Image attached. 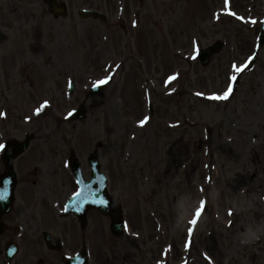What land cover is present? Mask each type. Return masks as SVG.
<instances>
[{"label":"rangeland","instance_id":"rangeland-1","mask_svg":"<svg viewBox=\"0 0 264 264\" xmlns=\"http://www.w3.org/2000/svg\"><path fill=\"white\" fill-rule=\"evenodd\" d=\"M47 1L0 0V137L16 123L41 127L19 160L14 194H56L62 222L64 200L76 191L68 155L89 178L87 159L97 152L126 220L114 238L107 218L92 217L102 230L98 264H264V48L227 99H212L251 53L230 37L231 51L207 66L194 58L219 40L208 38L216 3L61 0L67 16L55 19ZM87 7L106 13L105 25L81 20ZM106 77L103 93L85 100ZM84 101L85 119L68 121ZM202 200L207 209L190 236Z\"/></svg>","mask_w":264,"mask_h":264},{"label":"flooded vegetation","instance_id":"flooded-vegetation-1","mask_svg":"<svg viewBox=\"0 0 264 264\" xmlns=\"http://www.w3.org/2000/svg\"><path fill=\"white\" fill-rule=\"evenodd\" d=\"M207 2L212 5L216 3L213 5L214 12L223 16V21L228 20L224 3H228L229 7L241 8L245 15L255 16L258 20L257 33H259L261 21L264 19V0ZM2 97H5V92L0 89V100ZM27 133L22 137V129L19 126H6L4 129L0 137V144L4 145L0 149V176L7 169L5 157L11 152V144L15 140H22ZM29 133L32 137L26 151L12 162L17 182L21 181L19 160H22L34 146L33 141L38 135L32 131ZM29 158L33 159L31 156ZM32 170L34 172L31 176H34L38 169ZM55 203L56 194H12V202L7 209V200L0 198V264H65V260L76 257L81 248L86 247L89 233L93 234L95 248L98 247L96 238L100 240L101 223L95 224L92 221V217L97 213L90 212L86 224L71 213L66 217L59 216L62 222H56ZM98 218L101 220L102 216ZM93 253L94 255L91 252L93 264H98V249L93 250Z\"/></svg>","mask_w":264,"mask_h":264},{"label":"water","instance_id":"water-1","mask_svg":"<svg viewBox=\"0 0 264 264\" xmlns=\"http://www.w3.org/2000/svg\"><path fill=\"white\" fill-rule=\"evenodd\" d=\"M96 15L91 12H84V15ZM208 56V52H202L200 56ZM100 88H93L91 90V95H94L95 93H99ZM84 117V109L83 107H80L74 114H72V119H81ZM24 149V145H20V148L17 150L18 152H21ZM70 167L72 169V172L74 176L76 177V182L79 185V190H83L84 195L82 197L75 196L76 200H85L84 205L87 206V209H97L101 213L105 215H109L112 218V230L118 231L121 229V219H120V209L119 205H114L112 200L107 195L106 191V180L105 177L99 173V164L97 162V158L95 155L90 157V167L92 170V181L90 183H86L80 172L79 164L75 162L73 158L69 161ZM11 173V171H10ZM13 177V176H12ZM11 177V178H12ZM8 194H11L13 185H14V179L12 178L8 182ZM3 186V182L0 183V187Z\"/></svg>","mask_w":264,"mask_h":264},{"label":"snow or ice","instance_id":"snow-or-ice-1","mask_svg":"<svg viewBox=\"0 0 264 264\" xmlns=\"http://www.w3.org/2000/svg\"><path fill=\"white\" fill-rule=\"evenodd\" d=\"M233 16L237 15L235 12L231 13ZM241 20H244L245 17H239ZM251 60V58H250ZM248 66V64H244V65H241V66H237V65H233V68L237 71V72H242L246 67ZM176 77L175 76H172V77H169V81L175 79ZM108 79H110V77H106L104 80H101L99 81L98 83L99 84H104V83H107ZM232 81H235L236 80V76L233 75L231 78H230ZM232 86L229 85V87L223 92V94H213L212 95V99H227L231 94H232ZM48 102L46 101L45 102V105L47 104ZM40 108H38L36 111L37 113L40 112ZM148 118L145 117V120H141L139 123L142 125L146 122ZM4 147L3 144H0V149H2ZM74 195L78 196V197H82L84 195V192L83 190H78L74 193ZM2 198V197H0ZM205 205H206V201L202 200L200 202V207H198L195 211V215H194V218L191 219L189 221V224L192 225V226H195L197 225L198 223V219L200 218V216L202 215L203 211L205 210ZM231 214V213H230ZM193 231V228L192 227H189L188 229V232L191 233Z\"/></svg>","mask_w":264,"mask_h":264}]
</instances>
